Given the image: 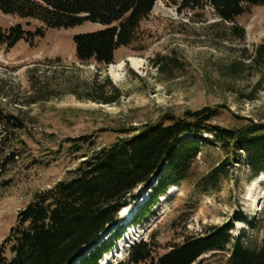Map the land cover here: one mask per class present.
<instances>
[{
  "label": "rangeland",
  "instance_id": "rangeland-1",
  "mask_svg": "<svg viewBox=\"0 0 264 264\" xmlns=\"http://www.w3.org/2000/svg\"><path fill=\"white\" fill-rule=\"evenodd\" d=\"M179 3L157 0L136 41L119 48L110 65L80 64L75 57L74 37L104 29L92 23L45 29L33 46L20 41L9 51L1 48L0 111L23 119L26 133L0 146V246L37 192L75 179L92 150L111 146L125 131L156 124L163 115L181 117L208 107L218 112L212 123L220 127L264 124V61L257 57L264 47V7L246 6L236 18L232 24L245 36L238 39L232 24L220 22L209 5L183 10ZM15 25L30 33L43 29L36 20L0 12V29ZM129 60L137 61L139 68H132ZM165 62L168 66L161 70ZM116 66L120 69L114 81L110 70ZM107 81L121 92L120 100L111 105L88 100V94ZM36 96L40 101L27 105ZM85 137L92 146L77 141ZM12 151L17 153L13 161L6 160ZM223 160L210 144L191 165L189 178L160 197L148 222L126 228L120 213L116 226L99 238L104 247L112 243L101 264H127L128 251L139 242L150 243L154 256L162 255L207 227L227 224L238 211L254 227L237 222L230 236L245 247H259L264 239V173L252 178L240 160L229 166L218 190L208 194L196 187ZM149 196L148 189L138 188L125 209L134 215ZM229 256L230 251L219 252L202 260L228 264Z\"/></svg>",
  "mask_w": 264,
  "mask_h": 264
},
{
  "label": "trees",
  "instance_id": "trees-1",
  "mask_svg": "<svg viewBox=\"0 0 264 264\" xmlns=\"http://www.w3.org/2000/svg\"><path fill=\"white\" fill-rule=\"evenodd\" d=\"M156 1L0 0L3 15L36 20L43 26L34 33L24 31L20 25L0 29V50L4 46L9 51L20 41L33 46L35 39L44 37L45 29L70 30L92 23L104 29L74 37L75 57L80 64L92 61L110 65L119 48L136 41L140 25ZM178 1L183 10L209 5L220 22L229 24L245 12L246 6L264 7V0ZM231 30L235 38L245 37L244 31L233 24ZM257 57L264 61L263 46L257 50ZM166 66L167 62L161 70ZM121 96L107 81L94 88L88 100L111 105ZM39 101L36 96L27 105ZM217 116L218 112L209 107L187 111L181 117L163 115L156 124L125 131V137L111 146L92 150L77 169L75 179L37 192L18 213L15 225L0 246V264H98L112 248V243L108 247L100 245L99 238L116 226L120 211L130 204L129 196L140 187H150L151 196L138 209L132 224L147 221L158 199L170 186H178L189 178L191 165L210 144L220 150L224 160L197 181L201 192L218 190L221 180L229 175V166L240 160L252 178L264 173V124L249 122L224 128L212 123ZM22 133H26L24 120L0 111V146ZM202 136L210 141L202 140ZM87 140L85 137L77 141L92 146ZM16 154L12 151L6 160L13 161ZM154 178L157 182L152 187ZM237 222L254 227L238 211L227 224L207 227L202 235L187 238L162 255L154 256L150 243L139 242L129 250L127 264H203V256L226 251H230L228 264H264V239L255 248L243 246L241 239L233 240L230 232ZM262 233L264 238V218Z\"/></svg>",
  "mask_w": 264,
  "mask_h": 264
},
{
  "label": "bare ground",
  "instance_id": "bare-ground-1",
  "mask_svg": "<svg viewBox=\"0 0 264 264\" xmlns=\"http://www.w3.org/2000/svg\"><path fill=\"white\" fill-rule=\"evenodd\" d=\"M132 68L134 69H138L139 68V63L135 60H129ZM120 67L119 66H116V67H113L111 70H110V76L112 78V80L114 81H117V77H118V71H119ZM259 180V179H258ZM157 182V178H154L152 181H151V186L154 187L155 186V183ZM146 202V201H145ZM121 215L125 217V219L127 221H129L130 219L132 220V216L133 214H131L127 209H123V211H121Z\"/></svg>",
  "mask_w": 264,
  "mask_h": 264
},
{
  "label": "water",
  "instance_id": "water-1",
  "mask_svg": "<svg viewBox=\"0 0 264 264\" xmlns=\"http://www.w3.org/2000/svg\"><path fill=\"white\" fill-rule=\"evenodd\" d=\"M74 264V263H73Z\"/></svg>",
  "mask_w": 264,
  "mask_h": 264
}]
</instances>
